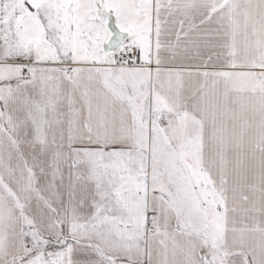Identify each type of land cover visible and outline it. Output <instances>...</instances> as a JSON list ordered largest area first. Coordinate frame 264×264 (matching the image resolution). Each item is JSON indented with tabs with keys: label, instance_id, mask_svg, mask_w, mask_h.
Returning <instances> with one entry per match:
<instances>
[{
	"label": "snow or ice",
	"instance_id": "obj_1",
	"mask_svg": "<svg viewBox=\"0 0 264 264\" xmlns=\"http://www.w3.org/2000/svg\"><path fill=\"white\" fill-rule=\"evenodd\" d=\"M0 264H264V0H0Z\"/></svg>",
	"mask_w": 264,
	"mask_h": 264
}]
</instances>
